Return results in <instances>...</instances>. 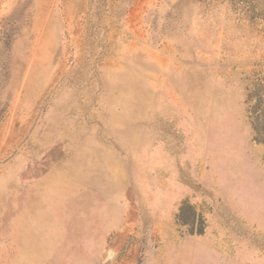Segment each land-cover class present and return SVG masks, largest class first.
I'll return each instance as SVG.
<instances>
[{
  "label": "rangeland",
  "instance_id": "rangeland-1",
  "mask_svg": "<svg viewBox=\"0 0 264 264\" xmlns=\"http://www.w3.org/2000/svg\"><path fill=\"white\" fill-rule=\"evenodd\" d=\"M262 78L236 0H0V264H264Z\"/></svg>",
  "mask_w": 264,
  "mask_h": 264
},
{
  "label": "trees",
  "instance_id": "trees-1",
  "mask_svg": "<svg viewBox=\"0 0 264 264\" xmlns=\"http://www.w3.org/2000/svg\"><path fill=\"white\" fill-rule=\"evenodd\" d=\"M238 3L250 11L256 17H264V13L257 10V5L250 0H236ZM249 101L254 100V103L249 109V118L254 131V140L264 145V78L260 79L256 83L255 90L249 95ZM185 208H189L192 211L191 219H185L183 212ZM197 213L195 208L188 203H183L178 215V220L183 225H195ZM203 230L199 231L202 233Z\"/></svg>",
  "mask_w": 264,
  "mask_h": 264
},
{
  "label": "bare ground",
  "instance_id": "bare-ground-1",
  "mask_svg": "<svg viewBox=\"0 0 264 264\" xmlns=\"http://www.w3.org/2000/svg\"><path fill=\"white\" fill-rule=\"evenodd\" d=\"M240 172H241V168H240V165L239 163H237L236 166H234L231 170L228 171L229 174H234L235 177H236V182H238V176L240 175Z\"/></svg>",
  "mask_w": 264,
  "mask_h": 264
}]
</instances>
